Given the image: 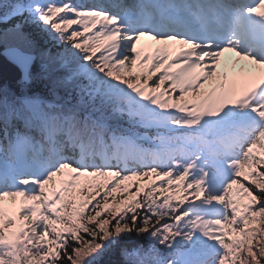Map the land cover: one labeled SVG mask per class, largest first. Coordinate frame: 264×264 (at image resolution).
Returning <instances> with one entry per match:
<instances>
[{"label": "snow or ice", "instance_id": "obj_1", "mask_svg": "<svg viewBox=\"0 0 264 264\" xmlns=\"http://www.w3.org/2000/svg\"><path fill=\"white\" fill-rule=\"evenodd\" d=\"M0 43V264H264V0H0Z\"/></svg>", "mask_w": 264, "mask_h": 264}, {"label": "trees", "instance_id": "obj_2", "mask_svg": "<svg viewBox=\"0 0 264 264\" xmlns=\"http://www.w3.org/2000/svg\"><path fill=\"white\" fill-rule=\"evenodd\" d=\"M26 30L34 31L33 29L29 28H26ZM2 49H6V46L5 44L0 43V51ZM18 75L19 73L17 70L10 63H7L0 54V82H13L18 77Z\"/></svg>", "mask_w": 264, "mask_h": 264}, {"label": "water", "instance_id": "obj_3", "mask_svg": "<svg viewBox=\"0 0 264 264\" xmlns=\"http://www.w3.org/2000/svg\"><path fill=\"white\" fill-rule=\"evenodd\" d=\"M5 51L6 49H2L0 52L1 56L4 58V60L7 62V63H10L16 70L17 72L19 73V70L15 67V65H13L7 58V56L5 55Z\"/></svg>", "mask_w": 264, "mask_h": 264}, {"label": "rangeland", "instance_id": "obj_4", "mask_svg": "<svg viewBox=\"0 0 264 264\" xmlns=\"http://www.w3.org/2000/svg\"><path fill=\"white\" fill-rule=\"evenodd\" d=\"M4 44V43H3ZM231 54L226 53L225 56H230ZM141 183H147V181H142Z\"/></svg>", "mask_w": 264, "mask_h": 264}]
</instances>
